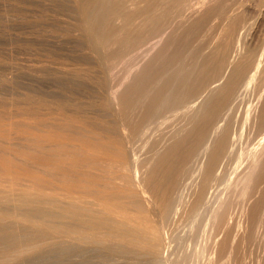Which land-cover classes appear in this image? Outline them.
I'll return each instance as SVG.
<instances>
[{"label": "bare ground", "instance_id": "bare-ground-1", "mask_svg": "<svg viewBox=\"0 0 264 264\" xmlns=\"http://www.w3.org/2000/svg\"><path fill=\"white\" fill-rule=\"evenodd\" d=\"M0 264H264V0H0Z\"/></svg>", "mask_w": 264, "mask_h": 264}]
</instances>
